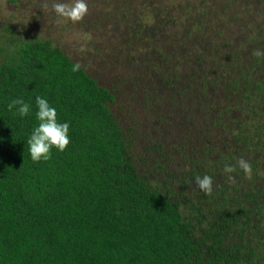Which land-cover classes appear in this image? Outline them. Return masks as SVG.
<instances>
[{
  "label": "trees",
  "instance_id": "trees-1",
  "mask_svg": "<svg viewBox=\"0 0 264 264\" xmlns=\"http://www.w3.org/2000/svg\"><path fill=\"white\" fill-rule=\"evenodd\" d=\"M261 34L250 37L252 47L245 48L254 61L263 54ZM13 43L0 45V264H264V250L257 248L264 237V183L236 178L229 185L232 195L221 183L212 188L214 168L225 167L228 159L217 142L204 148L203 158L212 149L214 155L198 167L193 162L198 153L180 150L190 179L173 171L170 181L160 172L169 165L155 157L162 153H153L162 145L150 139L140 152L151 154L147 170L161 174L155 182L137 165L143 155L132 151L141 131L123 124L110 107L114 85L97 81L49 37L33 34ZM223 44L217 39L203 49L211 55L223 51L219 63L231 68L236 86H246L244 102L252 96L264 99L253 67L240 65L243 47L230 52ZM198 56L205 70L208 56L202 51ZM183 70L168 67L158 74L161 83L174 90L191 86L184 78L199 73L200 84L194 87L206 99L200 107L207 105V81L217 75L210 78L195 65ZM224 96L213 112L215 125L220 113L234 106ZM188 108L187 117L194 114ZM246 116L231 118V140H241V147L249 145L246 137L252 134L246 127L257 122ZM220 143L227 149V141ZM247 167L251 164L245 161ZM174 181L187 190L173 189ZM256 212L263 220L253 219Z\"/></svg>",
  "mask_w": 264,
  "mask_h": 264
},
{
  "label": "rangeland",
  "instance_id": "rangeland-1",
  "mask_svg": "<svg viewBox=\"0 0 264 264\" xmlns=\"http://www.w3.org/2000/svg\"><path fill=\"white\" fill-rule=\"evenodd\" d=\"M262 8H264V0H0V45L8 48L14 45V39L19 40L33 34L49 37L72 58L81 62L97 81L114 85L117 90L110 107L123 124H133L134 127H139V130L148 132L151 138H154L158 131L171 138L172 133L169 130L164 128L158 130V125L154 123L155 115H173L180 106L176 100L175 90L161 83L157 75L162 74L164 72L162 70L168 67L181 71L189 65H195L200 73L211 75L210 77H213L212 74H217L218 77H214L216 84L213 86V91L209 90L214 101H220L222 95L229 94L234 104V107L229 108L231 116L238 115L242 110L244 113L249 112V108L245 106L247 101L243 102L239 94L245 88L241 90L235 87L231 90L224 86L226 84L224 80L229 77V67L225 62L219 63L223 59L221 55L223 51L221 54L211 55L212 53L209 54L203 47L210 41L217 42V39L224 43L221 47L229 49L230 52L243 47L240 65L243 69L252 66L254 69L251 71L252 75L263 82L262 86H264V9ZM259 31L262 32V42L260 40V44L256 45L259 48V55L263 54L254 61V57L245 54V48L251 49L249 38ZM175 45L179 47L177 55L174 54ZM159 49H163L162 51L170 56L163 59ZM200 51L208 56L206 57L208 61L203 65L205 70L198 62V59H202L198 58ZM155 65H158L161 71ZM234 67H238L235 61ZM151 70L155 73L157 71L153 79L149 74ZM193 79L187 81L184 78V83H198V76ZM152 83L158 87L154 88L151 86ZM193 92L186 97L185 104L190 106V113H194L192 115L198 123L205 124L204 114L199 109V105L206 101L205 96L196 90ZM251 92L257 93V88H252ZM153 94L155 97L150 96ZM147 97L149 101L147 100L146 105ZM256 97L252 96L250 99L252 101L248 102V104L254 103L252 105L256 107L255 114L251 116H256L254 120L257 122L253 123L255 127L251 125L246 127L248 131L251 129L253 131L251 130L252 134L246 137L249 145L243 147L244 152H237L243 146V142L237 139L231 140L234 135L231 128L224 127L215 131V127H212L213 134L207 132L209 140L213 139L214 144L217 142L228 158L225 164L227 168L218 165L214 168V175L211 176L213 180L209 185L212 188L219 183L225 185L226 195L232 193L229 185L233 184L236 178L247 182L253 179L256 184L264 183V99H261V96H258L259 99ZM182 116L178 114L177 119L174 120L177 123L175 125L177 133L185 130L195 132L192 125L189 126L190 128L184 126L180 120ZM152 124L154 128L151 127ZM163 124H166L165 120L160 121L158 127ZM173 136L175 138L177 134L174 132ZM221 141H227V149L220 145ZM143 142L145 141L140 138L138 145H135L132 151L143 155L142 159L138 158L137 165L143 171L152 174V180L160 182L159 176L164 174L171 181L175 178V176L171 177L173 171H175L174 175H184L190 179L189 175H185L186 169L190 167L189 162L184 165L181 157L178 156L179 153L169 152L166 147L161 153L173 154L172 159L167 161L165 156L158 154L155 157L167 163L168 169L165 172L160 170L161 174L158 176H156L158 170L152 168L153 170L149 171L148 167L152 166L153 162L151 154L140 152L144 148ZM231 151L233 154L230 155ZM210 158L211 155L206 158L207 163ZM245 161L250 162V168L243 169ZM237 163L240 165L239 168ZM229 164L233 165L234 169H230ZM177 167L181 169H174ZM174 182L171 186L173 189L183 187L180 182ZM183 188L187 190L186 187ZM236 198L240 199V197ZM260 208L264 209L262 206ZM258 216L262 219L259 212L253 213L254 220H257ZM257 245V248L264 250V237L257 242Z\"/></svg>",
  "mask_w": 264,
  "mask_h": 264
},
{
  "label": "flooded vegetation",
  "instance_id": "flooded-vegetation-1",
  "mask_svg": "<svg viewBox=\"0 0 264 264\" xmlns=\"http://www.w3.org/2000/svg\"><path fill=\"white\" fill-rule=\"evenodd\" d=\"M157 69L160 70V68H157ZM165 70L166 69H164L162 71H165ZM175 70H178V69L177 68H175V69L173 68V71H175ZM154 73H155L154 71H152L150 73V76L152 78L155 77V75L157 74V71H156L155 75H154ZM231 73H232V70L229 67V71H228L229 77H227L228 80L226 81L225 87H226V89H231V90H234L235 87H237L238 89H241V90L243 88H245V90H242L241 93H239L241 95V100L243 101V99L245 97H247L245 95L246 86L244 84H241L239 86H236L235 83H234V79L232 78L233 75ZM213 75H215V74H213ZM158 76L162 77V75H158ZM169 76H172V75H169ZM196 76H198V84H200L199 73ZM188 77H187V81H189L190 79L195 78V77H191V76H188ZM215 77H218V76H215ZM210 78H212V77H210ZM189 84L191 86H189L188 84H186L185 86L175 88L176 100L180 104V106L177 107V110L175 111V113H176V115L179 114V116H182V114H183V116L180 117V120L184 123V126L185 127L188 126V128H190L189 126L192 125V127L195 128V132H193V131L189 132L188 130H185L184 132L177 133V129L175 128V125L177 123L174 121L175 119H177L176 118V115H174L175 113L173 115L171 114L170 116H167V115H164V114H157L154 117V123H156L159 126V122L160 121H164V120L166 121V124H163L161 127H158L157 126L158 130L159 129L163 130V128L164 129H167V130L170 131V133H172V137L169 138L168 136H165L160 131H158L157 132V135L154 138H151V136H150V134L148 132L146 133L145 131H143L141 129H140L141 134H139V137L142 138V139L144 138V141L145 142H148L150 139H154V140L157 141L158 144L162 145L161 151H159V152L153 151L156 154L163 152L164 147H166L169 152H177V153H179L178 156L182 155L180 153V150L185 151L187 154H191L192 153V155L193 154L195 155L196 153H198L200 156L198 155V158H194V160L192 159L193 162H195V165L198 167V166H200V165H202L204 163V158L201 156V154L204 153V148L207 147V145L210 144V143L211 144H214L213 139H211L213 141V143L211 142V140H209L208 135H207V132L210 131L213 134V130H211L212 127H215V131H217V129H219V128L220 129H223L224 127L231 128L233 126L232 121H231V118L234 117V115L233 116L230 115L229 109L228 110H223V112L220 113V117H219V121H218L219 124H216L215 125V124L212 123V122H214L213 112L216 109L218 110L220 108V106L222 105V104H220V101L219 100H217L218 103H216L217 101H214V99L212 97V93H210V91H209V90L213 91V86L216 84V80L213 79V82L207 81V85H208L207 87H208V91L210 93V101H209V103H207V105L204 102V105H202V107H199L201 109L200 112L202 114H204L203 117H204V121L206 123L205 124H203V123L199 124L197 120L196 121L192 120V118H193V115L192 114H191L192 116H188V117L191 118V120L190 119L188 120L187 113H186V111H188V110H185L187 108V106L185 104V101L187 100L186 97L190 93H192L194 90H196L198 93H200V94L203 95L202 90H199V88L197 89L196 87H194L196 83L195 84L189 83ZM152 85L153 84H151V86ZM156 87H158V86H156ZM145 88H146V86L143 87V89H145ZM224 97L227 98V99H230V101H231V98H230V95L229 94H225ZM247 102H249V101H247ZM224 103H225V101H224ZM250 104H254V103H249L248 105H250ZM146 105H147V102H146ZM242 105H243V103H242ZM248 105L245 104V106L249 108V112L248 113H246V111L244 113L243 110H242V111H240V113L238 115H235V116H240L241 119H243V117H244V119H246V118L249 117V116H246V115H248V114L249 115H251V114L254 115L255 112H256V110L250 109V106H248ZM251 106H253V105H251ZM230 107L232 108L234 106L228 105V108H230ZM159 117H161V118H159ZM166 117H168L170 119V121ZM203 117L201 118L202 120H203ZM254 119H256V116L254 117ZM188 122H191V124H188ZM170 123H171V126H170ZM131 125H133V124H131ZM135 127H137V126H135ZM151 127H153V124L151 125ZM208 128H210V130H207ZM174 132L177 134V137H175V138L173 136V133ZM170 140H171V142L168 143V141H170ZM203 141H205V142L203 143ZM163 144H166V146H164ZM240 149H241V151L240 152L238 151L239 153L244 152L243 151L244 150L243 147H240ZM208 151H209V149H208ZM169 152L167 154H162V155L165 156L166 159H172L173 158V154H170V156L167 157L169 155ZM213 152L214 151L212 149V151H210V153H207L205 155V161H207V159L209 158V155H211V156L214 155V154H212ZM192 160L190 161V163H193ZM198 164H200V165H198ZM239 166H240L239 163H237V168H239ZM224 168H227V167H224Z\"/></svg>",
  "mask_w": 264,
  "mask_h": 264
}]
</instances>
